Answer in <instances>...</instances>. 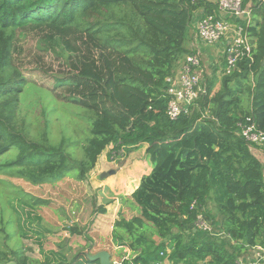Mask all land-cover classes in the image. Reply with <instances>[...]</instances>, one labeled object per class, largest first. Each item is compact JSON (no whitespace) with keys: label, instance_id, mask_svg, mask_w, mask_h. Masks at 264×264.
<instances>
[{"label":"trees","instance_id":"trees-1","mask_svg":"<svg viewBox=\"0 0 264 264\" xmlns=\"http://www.w3.org/2000/svg\"><path fill=\"white\" fill-rule=\"evenodd\" d=\"M242 8L252 20L251 59L222 76L215 92L210 80L195 108L170 121L166 78L190 54L198 14L219 17L213 2L0 0V173L32 185H53L70 174L82 181L108 146L129 153L146 145L151 171L121 200L132 216L120 214L112 225V246L134 256L119 264H249L248 251L264 246V180L241 127L264 132V1L242 0ZM29 33L49 47L38 48L36 57L49 82L32 87L86 114L81 141L30 138L16 125L18 98L32 83L14 60L20 37ZM52 57L68 61L59 76L46 75L44 58ZM7 209L18 226L38 220L34 205L22 199ZM199 216L212 233L194 228ZM4 235L9 238L2 226ZM41 264L71 263L50 252Z\"/></svg>","mask_w":264,"mask_h":264},{"label":"rangeland","instance_id":"rangeland-1","mask_svg":"<svg viewBox=\"0 0 264 264\" xmlns=\"http://www.w3.org/2000/svg\"><path fill=\"white\" fill-rule=\"evenodd\" d=\"M244 10L248 11L246 8ZM199 18L198 14L195 20ZM191 40L192 36L189 44ZM17 45L20 54L14 60L15 66L32 83L31 87L23 89V94L18 98L15 116L17 127L27 132L30 138L41 139L45 134L51 143L59 142L62 138L81 141L88 133L86 114L58 100L53 94L32 87L49 82L40 76L44 73L42 69L46 68L42 66L41 69L36 59L38 48L49 47L35 33L20 37ZM219 56H222L220 52L218 58L214 57L210 61H204L203 57L200 59L206 90L200 99L207 95L210 80H215L212 90L215 92L221 77L227 75L225 67L222 68L223 58ZM44 62L48 67L46 75L59 76L63 70L68 69L65 58H44ZM146 148V145H142L127 153L108 146L82 181L70 174L53 185H32L10 173H0V229L3 226L9 235V238H5V235L0 238V249L8 258L0 264H21L14 261L9 250L19 252L24 264H41L45 256H50V252L59 253L71 264H88L86 261L89 264H100L96 257L101 253L108 254L110 264H119L124 256V259H132L134 256H129L128 250L121 252L118 247L112 246L111 230L120 214L127 219L132 216L121 200L129 197L139 185L141 177L149 172V163L145 161ZM77 157L81 158L79 152ZM141 162H146L148 168ZM17 199L34 205L33 212L38 220L33 219L30 226H18L15 216L7 209L8 203L16 205ZM99 209H103L105 214H100ZM202 224L206 225L205 230ZM193 226L198 231L212 233L211 227L200 216ZM165 253L168 255L170 249L167 248ZM247 254L249 262L252 261V250ZM164 262L169 264L166 260Z\"/></svg>","mask_w":264,"mask_h":264},{"label":"built area","instance_id":"built-area-1","mask_svg":"<svg viewBox=\"0 0 264 264\" xmlns=\"http://www.w3.org/2000/svg\"><path fill=\"white\" fill-rule=\"evenodd\" d=\"M213 3L217 6L219 17L208 15L196 21L189 45L190 54L184 57L180 68L166 78L165 95L168 101L165 115L170 121L188 115L206 92L201 76V46H213L227 39L223 49L227 75L243 58L251 59L252 47L247 33L250 12L242 8V0H214ZM241 136L250 147L264 145V132L255 125L241 127ZM202 227L204 230L207 228L204 224ZM251 250L252 261L249 264H264V246H255Z\"/></svg>","mask_w":264,"mask_h":264},{"label":"crops","instance_id":"crops-1","mask_svg":"<svg viewBox=\"0 0 264 264\" xmlns=\"http://www.w3.org/2000/svg\"><path fill=\"white\" fill-rule=\"evenodd\" d=\"M196 21L197 20H194V22L192 23L193 29H194V24L196 23ZM192 34H193V31H192ZM226 44H227V39H223L218 44H215L213 46H206V47L205 46H202V48L200 50L201 51V57H203V60L204 61H210L214 57L215 58H218V53L220 52V54H222V56H219V57L223 58V49H224V47H225ZM215 54H216V56H215ZM249 152L260 163V165L262 167V170H263V180H264V145L258 146V147L257 146L250 147L249 148ZM145 161L147 162L146 158H145ZM146 162H144V163L141 162V163L144 164L147 167V163L148 162L147 163ZM136 166H138V165H136ZM140 166H142V165H140ZM149 166H150V164H149ZM148 169H149V172L146 173V174H144L145 176L150 173L151 166ZM125 250H123V251H125ZM164 264H166V263L164 262Z\"/></svg>","mask_w":264,"mask_h":264},{"label":"water","instance_id":"water-1","mask_svg":"<svg viewBox=\"0 0 264 264\" xmlns=\"http://www.w3.org/2000/svg\"><path fill=\"white\" fill-rule=\"evenodd\" d=\"M264 1V0H263ZM113 173L111 172L110 175ZM108 254L107 253H101L99 254L96 258H99L100 264H110L109 259H108Z\"/></svg>","mask_w":264,"mask_h":264}]
</instances>
